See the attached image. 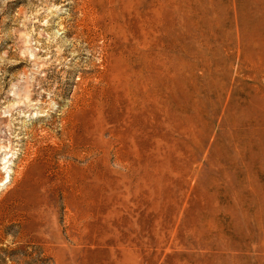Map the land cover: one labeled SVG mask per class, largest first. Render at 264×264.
<instances>
[{"label": "rangeland", "instance_id": "rangeland-1", "mask_svg": "<svg viewBox=\"0 0 264 264\" xmlns=\"http://www.w3.org/2000/svg\"><path fill=\"white\" fill-rule=\"evenodd\" d=\"M0 264H264V0H0Z\"/></svg>", "mask_w": 264, "mask_h": 264}, {"label": "bare ground", "instance_id": "bare-ground-1", "mask_svg": "<svg viewBox=\"0 0 264 264\" xmlns=\"http://www.w3.org/2000/svg\"><path fill=\"white\" fill-rule=\"evenodd\" d=\"M244 41V40H243ZM229 42V41H228ZM249 62V61H248ZM103 81H104V77L102 76V77H100L98 80H97V82H96V85H95V87L96 88H91L90 90H88L86 93H87V95L81 100V104L83 105V106H88L89 104H90V101L92 100V98H93V92L95 93V91H96V89H97V91L98 92H104V88H103V86H102V84L104 85V83H103ZM105 85H106V83H105ZM108 87V86H107ZM84 89V88H83ZM107 89V88H106ZM93 91V92H92ZM82 96V95H81ZM78 100V99H77ZM78 106V105H77ZM71 107V106H70ZM72 108V107H71ZM75 109V108H74ZM79 109V108H78ZM223 110V109H222ZM242 113V112H241ZM70 116V115H69ZM253 117V116H252ZM245 118V117H244ZM5 170H6V168H5ZM7 181H8V176H6L5 177V180H4V182L1 184V185H4L5 183H7ZM261 194V193H260Z\"/></svg>", "mask_w": 264, "mask_h": 264}]
</instances>
